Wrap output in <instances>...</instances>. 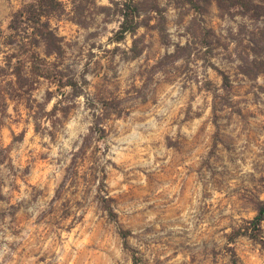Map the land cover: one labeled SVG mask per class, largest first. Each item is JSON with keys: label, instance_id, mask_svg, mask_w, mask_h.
Here are the masks:
<instances>
[{"label": "rangeland", "instance_id": "obj_1", "mask_svg": "<svg viewBox=\"0 0 264 264\" xmlns=\"http://www.w3.org/2000/svg\"><path fill=\"white\" fill-rule=\"evenodd\" d=\"M31 1L0 0V264H264V221L263 243L228 240L264 201V73L243 20L214 0H139L118 41L110 0L85 26L62 0V55L36 48L54 73L18 88L6 37Z\"/></svg>", "mask_w": 264, "mask_h": 264}, {"label": "trees", "instance_id": "obj_2", "mask_svg": "<svg viewBox=\"0 0 264 264\" xmlns=\"http://www.w3.org/2000/svg\"><path fill=\"white\" fill-rule=\"evenodd\" d=\"M71 8L69 11V20L80 26L87 23L85 8L97 6L96 0H68ZM195 4L194 0H190ZM220 11H224L230 18H240L243 22L240 24L239 33L247 38L253 56L261 64V71L264 73V0H214ZM141 2L139 0H110L109 5L99 6L106 14H113L119 17V29L116 33L117 40L124 38L126 34L135 35L140 26L138 20L140 14ZM150 9L158 11L156 4L150 5ZM65 5L62 0H32L23 4L15 11L9 21V34L6 37V44L12 46L14 53H6L4 70L10 71L9 75L13 78L10 85L22 88L29 84V76L47 77L54 72L46 60L37 53L36 48H42L46 57H60L63 53L61 37L50 24L52 17H60L65 13ZM28 56H20L23 50ZM17 52H19L17 54ZM19 55V56H18ZM13 58H16L12 61ZM32 58V59H31ZM31 61L29 69L26 71L27 60ZM55 68L53 67V70ZM2 72V68H0ZM58 82H61L58 79ZM71 85L64 83L63 85ZM56 106H54V109ZM103 208L107 211L110 218L116 220V213L110 207L109 197L101 195ZM264 221V201H261L257 207V214L254 218L242 227L235 229L229 235L228 240H233L240 235L248 236L257 243H263L261 238V223ZM123 239V244L129 248L127 237L131 234L129 230L119 229ZM232 250V249H231Z\"/></svg>", "mask_w": 264, "mask_h": 264}]
</instances>
